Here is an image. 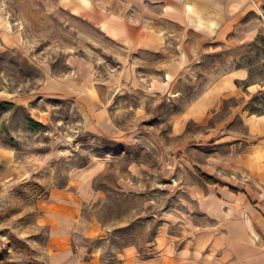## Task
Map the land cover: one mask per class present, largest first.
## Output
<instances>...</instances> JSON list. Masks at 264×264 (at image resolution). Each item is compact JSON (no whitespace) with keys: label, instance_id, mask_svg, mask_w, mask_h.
Here are the masks:
<instances>
[{"label":"rangeland","instance_id":"obj_1","mask_svg":"<svg viewBox=\"0 0 264 264\" xmlns=\"http://www.w3.org/2000/svg\"><path fill=\"white\" fill-rule=\"evenodd\" d=\"M73 1L0 0V264H66V252L49 246L52 209L66 213L51 200L66 202V188L79 197L78 223L102 229L101 238L74 232L75 258L96 250L118 264L126 248L147 257L162 252L160 242L178 251L208 230L243 233L264 184L246 159L250 143L223 137L245 130L240 113H264V0H251L248 18L262 21L254 39L206 45L168 91L123 87L97 128L77 98L48 90L119 68L118 46ZM82 1L121 10L127 0ZM237 69L247 72L239 94L208 99L209 85ZM196 167L250 198L207 183Z\"/></svg>","mask_w":264,"mask_h":264},{"label":"crops","instance_id":"obj_2","mask_svg":"<svg viewBox=\"0 0 264 264\" xmlns=\"http://www.w3.org/2000/svg\"><path fill=\"white\" fill-rule=\"evenodd\" d=\"M73 5L82 20L100 28L118 46L119 51L113 56L119 68L105 80L54 81L48 90L77 98L80 111L85 112L96 128L110 121L116 96L123 87L130 84L144 89L146 85L150 90L160 86L168 91L172 81L192 63L199 62L200 51L206 45L215 50V43L228 48L232 43L254 39L262 23L256 14L248 18L256 10L251 0H127L125 9L121 10L109 9L98 1L80 0ZM150 54H156L157 59H148ZM147 69H152L154 74ZM246 77L244 69H237L212 82L206 90L207 98L228 92L239 94L236 80ZM239 118L245 130H231L223 139L250 143L246 159L260 165L259 180L264 184V113H240ZM98 169V165L89 168L90 176ZM242 194L250 198L247 192ZM260 194L264 197V188ZM51 203L58 207L62 204L66 209V213L60 214L59 210L51 211L54 232L49 246L60 247L55 249V254L66 252V264H103L96 250L86 253L88 259L74 256V232L102 237V229L95 222L78 223V195L66 188V202L51 200ZM252 204L254 215L243 222V233L208 230L178 251L160 242L162 252L147 257L126 248L119 264H264V201L254 200ZM64 221L66 227H62Z\"/></svg>","mask_w":264,"mask_h":264},{"label":"trees","instance_id":"obj_3","mask_svg":"<svg viewBox=\"0 0 264 264\" xmlns=\"http://www.w3.org/2000/svg\"><path fill=\"white\" fill-rule=\"evenodd\" d=\"M34 124H39L35 121H33ZM196 171L198 172V174L209 184H220L221 186H228L233 192L235 193H245L244 190H240L238 189L237 187L235 186H232L230 184H227V183H223L221 181H219L218 179H216L215 177L211 176V175H208L206 174L205 172H203L199 167H196ZM119 264V263H118Z\"/></svg>","mask_w":264,"mask_h":264}]
</instances>
